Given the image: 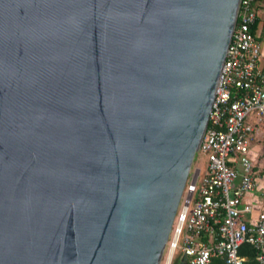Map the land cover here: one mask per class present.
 <instances>
[{"label": "water", "instance_id": "obj_1", "mask_svg": "<svg viewBox=\"0 0 264 264\" xmlns=\"http://www.w3.org/2000/svg\"><path fill=\"white\" fill-rule=\"evenodd\" d=\"M240 0H0V264H160Z\"/></svg>", "mask_w": 264, "mask_h": 264}, {"label": "built area", "instance_id": "obj_2", "mask_svg": "<svg viewBox=\"0 0 264 264\" xmlns=\"http://www.w3.org/2000/svg\"><path fill=\"white\" fill-rule=\"evenodd\" d=\"M256 17L252 0H240L198 148L207 163L185 184L162 264H209L214 257L243 264V243L264 264V191L245 200L259 187L249 142L264 124V51L251 31Z\"/></svg>", "mask_w": 264, "mask_h": 264}, {"label": "rangeland", "instance_id": "obj_3", "mask_svg": "<svg viewBox=\"0 0 264 264\" xmlns=\"http://www.w3.org/2000/svg\"><path fill=\"white\" fill-rule=\"evenodd\" d=\"M257 13L259 17L264 18V13L262 11H257ZM250 143L252 144L250 147L251 160L254 165V171L256 172V178L259 179L258 182L260 186L264 187V124L260 127V129H258L257 133L253 135ZM206 163V155L200 153L199 151L196 152L187 180H191V177L196 169L201 170V174H203ZM262 191H264V188H262ZM160 264H162V259Z\"/></svg>", "mask_w": 264, "mask_h": 264}, {"label": "crops", "instance_id": "obj_4", "mask_svg": "<svg viewBox=\"0 0 264 264\" xmlns=\"http://www.w3.org/2000/svg\"><path fill=\"white\" fill-rule=\"evenodd\" d=\"M252 5H253L254 9H256L258 12L262 11L264 13V0H252ZM251 31H252L254 37L256 38V41L261 44V47L264 51V18L259 17L258 13H257L256 20H255V22L251 28ZM263 70H264V68H263ZM250 157H251V151H250ZM196 170H199V169H196ZM262 188H264V187L260 186V184H259L257 191H255L253 194L247 195L245 200L247 201V200H254L256 198H259L263 192ZM256 206H257V204H256ZM256 206L253 209L255 212L258 209V206L257 207Z\"/></svg>", "mask_w": 264, "mask_h": 264}, {"label": "trees", "instance_id": "obj_5", "mask_svg": "<svg viewBox=\"0 0 264 264\" xmlns=\"http://www.w3.org/2000/svg\"><path fill=\"white\" fill-rule=\"evenodd\" d=\"M249 142V147H251ZM240 256L244 257L243 264H256L255 262V249L252 245L248 243H243L238 250ZM176 264V263H175ZM209 264H222V259L220 257H214L210 260Z\"/></svg>", "mask_w": 264, "mask_h": 264}]
</instances>
